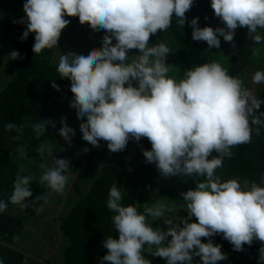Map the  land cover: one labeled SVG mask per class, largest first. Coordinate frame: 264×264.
Listing matches in <instances>:
<instances>
[{
  "label": "clouds",
  "instance_id": "obj_1",
  "mask_svg": "<svg viewBox=\"0 0 264 264\" xmlns=\"http://www.w3.org/2000/svg\"><path fill=\"white\" fill-rule=\"evenodd\" d=\"M192 5L193 0H26L23 4L26 15L18 23L26 24V30L20 39L34 34V54L58 47L62 30L70 23L65 16L78 17L81 25L106 33L102 47H93L87 55L63 53L57 66L59 77L71 81L74 99L70 107L81 121L83 141L98 147L103 140L116 153L125 150L129 140L147 138L151 149H142L143 156L163 176L204 178L195 179L196 187L181 193L188 215L179 218V223L160 202L145 204L143 212L135 204L125 206L124 190L113 184L107 208L118 235L104 240L107 253L101 264H151L145 253L165 259L166 264H193L194 257H200L202 264H217L227 259L222 246L213 243L217 234L235 251H242L245 244L251 246L254 240L261 242L259 260L264 264V178L258 184L238 178L222 181L216 174L233 147L251 142L252 125L264 124V112L256 115L264 101L256 99L243 80L230 75L219 62L186 69L179 80L169 76L166 57L171 48L163 42L149 43L151 35L171 26L173 17L183 28ZM211 8L225 27H200L199 18H193L194 41L206 42L209 49L220 48L219 37L233 42L235 30L247 27L255 45L264 43L260 31L264 30V0H211ZM133 49L139 54L129 56ZM252 52L259 57L262 49L254 47ZM9 58L23 57L13 50ZM252 81L264 83V71L257 70ZM52 87L58 90L59 86L53 82ZM49 123L40 120L31 125L37 138L46 133ZM61 124L59 135L70 143L75 129L65 119ZM5 129H15V139L21 140L22 126L8 123ZM255 131L259 133V127ZM53 151L46 143L36 148L42 170L38 182L50 191L30 202V183L36 178L22 174L26 169L21 165L10 201L0 200V213L7 211L9 202L24 210L43 201L34 208L42 211L53 193L65 191L71 179L70 161L55 157ZM16 152L20 158L27 157L23 143ZM48 157L52 166L47 164ZM149 217L151 221L164 218L167 231L154 228ZM192 217L196 222H191Z\"/></svg>",
  "mask_w": 264,
  "mask_h": 264
},
{
  "label": "trees",
  "instance_id": "obj_2",
  "mask_svg": "<svg viewBox=\"0 0 264 264\" xmlns=\"http://www.w3.org/2000/svg\"><path fill=\"white\" fill-rule=\"evenodd\" d=\"M213 11L211 0H193L191 9L185 14L187 20L183 28L173 17L168 29L175 39L177 53L191 68L206 62H219L230 75L237 77L250 59H255L264 67V49L259 57L254 56L252 49L257 45L246 32L235 36L233 42L223 41L220 48L207 47L208 50L203 47L202 41L192 39L191 19L198 17L201 27L203 20ZM25 15L23 13L19 20L25 18ZM25 30L26 24L17 23V51L23 58L16 59V76L0 92V200L4 201H10L13 182L21 163L42 141L59 136L49 123L46 125V133L37 138L31 125L40 120L50 121L55 107L72 95L71 81L59 77L58 64L53 61L56 47L34 54V34H29L26 40L20 39ZM53 82L59 86L58 90L52 87ZM255 98L264 101V83L258 88ZM260 112H264V103L256 115ZM261 119L264 120V116ZM8 123L22 126L23 135L20 141L15 139V129H5ZM257 127L259 133L255 131ZM252 128L251 142L233 147L231 157H225L222 167L216 170L222 181L238 178L241 182L249 180L259 184L264 178V124L252 125ZM21 143L26 146V158H20L16 152L18 144ZM137 148L142 155L139 160L131 162L127 168L123 162L105 166L87 196L81 198L64 219L62 229L71 241L65 252L66 264H101L102 257L107 253V249L103 247L104 240L108 236L115 238L118 235L111 219L113 213L107 208L108 192L113 184L118 186L122 176L126 179L122 201L125 206L135 204L143 212L145 204H155L153 194L157 192L166 194L174 201H183L181 193L189 190V187L176 183L180 175L165 177L155 163L146 162L142 149H151L147 138H141L137 142ZM212 155L216 153L213 152ZM195 179L202 181L204 178ZM139 185H142L141 188ZM195 187L196 181L192 189ZM43 190L44 188L33 190V196ZM12 206L9 202L7 211L0 213V260L3 264H21L24 257L21 252L11 247L14 236L20 230L18 220L11 215ZM149 220L151 221L150 217ZM157 223L151 222L154 228ZM201 239L202 242H207V238ZM212 240L214 244L221 245V251L227 255V259L218 261L217 264H261L259 249L262 245L259 241L254 240L251 246L245 244L242 251H235L222 234L215 235ZM160 263L161 258L156 257L152 264ZM193 264H202L200 257H194Z\"/></svg>",
  "mask_w": 264,
  "mask_h": 264
},
{
  "label": "crops",
  "instance_id": "obj_3",
  "mask_svg": "<svg viewBox=\"0 0 264 264\" xmlns=\"http://www.w3.org/2000/svg\"><path fill=\"white\" fill-rule=\"evenodd\" d=\"M25 2L26 0H0V92L16 76V60L10 59L9 54L13 50L17 51V23L24 13L23 4ZM214 18H217L218 21ZM67 19L71 21V24L69 23L62 30V35L54 54L59 48L61 49V54H88L90 48L94 47V44H100L106 35L103 30H100L97 38H91V32L95 31L90 26L87 24L81 25L78 17H68ZM210 19H214L215 24L207 23ZM69 25L71 27L67 32ZM205 26H210L213 29L225 27L222 21L214 15V11L203 20L201 27ZM71 31L72 37L70 35L67 36L66 32L69 33ZM241 32H246V35H248L247 27L237 28L235 36ZM219 38L221 42L224 41L223 37ZM161 42L171 48V52L166 57V63L170 65L168 75L179 80L183 77L184 71L190 69L191 66L177 53L176 42L169 29L166 31L158 30L156 34L150 36V44ZM113 43H115V40H113ZM202 45L208 50L206 42L202 41ZM138 54L139 50L133 49L129 51V56ZM54 62L58 64L59 60ZM260 67L264 69L261 65ZM73 99L72 94L67 101L57 105L50 120L52 122L50 123L51 127L58 134L59 129L62 127V119H65L69 127L75 129V135L71 138V142H65L59 135L52 136L40 143L49 144L54 150L53 155L55 157L67 158L70 161L71 171L69 174L71 179L65 191L61 194L53 193L49 201L43 204V210L39 212L35 211L34 208L42 204L43 201H36L32 206L24 210H21L18 205L11 207V215L18 220L20 227V230L13 238L11 247L23 254L24 257L21 264H66L65 252L71 241L62 229L64 219L75 208L81 198L87 196L94 181L102 174L105 166L123 162L127 168L133 161V154L137 148V142L134 140H129L125 150L116 153L111 152L107 147V142L103 140L99 142L98 147H93L83 141L82 133L79 129L81 121L77 118L76 110L70 107ZM52 124L55 126L53 127ZM85 148L88 149L87 152L83 151ZM39 163L40 158L36 150L21 163L26 169V172L22 174H30L36 178V181L30 183L31 190L44 188L42 192L29 198L30 202L35 201L37 195L50 191L46 185H40L38 182L42 171L38 166ZM47 164L52 166L53 160L51 157L47 158ZM125 181V176H122L118 181V186L123 189ZM144 255H147V253ZM104 264H108V262H104Z\"/></svg>",
  "mask_w": 264,
  "mask_h": 264
},
{
  "label": "rangeland",
  "instance_id": "obj_4",
  "mask_svg": "<svg viewBox=\"0 0 264 264\" xmlns=\"http://www.w3.org/2000/svg\"><path fill=\"white\" fill-rule=\"evenodd\" d=\"M214 19L216 21H218L217 18H214ZM214 19H212V20L210 19L209 21H207V23H209L211 25L215 24V20ZM70 27H71V25H69V28L67 29V32L70 30ZM238 28H240V27H238ZM260 31L262 32V34H264V30H260ZM67 32H66L67 36L70 35L72 37V31L69 32V33H67ZM99 33H100V30H97L95 32H91V38H95V37L97 38ZM98 45L94 44L93 46L95 48H99ZM257 47H260L261 49H264V43H262L261 45H257ZM92 48H90V50ZM60 55H61V49L59 48L58 51H56L54 56H53L54 61H58ZM171 56L173 57V55H171ZM257 70L264 71V69H262L260 67V64L256 60L251 59L247 63V66L243 69V71L239 75V78H241L243 80V82H244V86L246 88H248L252 92L254 97H256L257 90L262 84V83L255 84L252 81V76ZM195 181H196L195 177H191L190 178V177H184L182 175H180L176 179V183L179 186L189 187V189L193 188V186L195 185ZM153 198L155 200V203L160 202V203H163V204L168 206V208H169V210L171 212V213H168V216L174 217L175 218L174 219L175 223H179V218L187 217L188 214L186 212V205H185L184 201H179V202L174 201L169 196H167L166 194L161 193V192H157V193L153 194ZM194 220H195V217H192L191 222H194ZM155 221L158 222L156 228H160L162 231H167L168 225H166L164 223V218H161V219H158V220H155ZM155 221H151V222H155ZM169 239H171V238L169 237ZM145 257L151 261V264L154 262V259L156 258L155 256H151L148 253H147V255H145ZM160 264H166V260L161 258V263Z\"/></svg>",
  "mask_w": 264,
  "mask_h": 264
},
{
  "label": "built area",
  "instance_id": "obj_5",
  "mask_svg": "<svg viewBox=\"0 0 264 264\" xmlns=\"http://www.w3.org/2000/svg\"><path fill=\"white\" fill-rule=\"evenodd\" d=\"M140 157H142V155L139 153L138 148H136L133 154V161L139 160ZM141 186L142 185H139L138 187L141 188Z\"/></svg>",
  "mask_w": 264,
  "mask_h": 264
}]
</instances>
